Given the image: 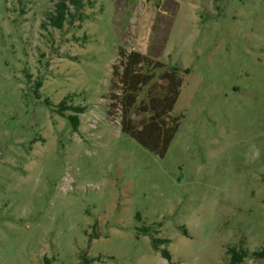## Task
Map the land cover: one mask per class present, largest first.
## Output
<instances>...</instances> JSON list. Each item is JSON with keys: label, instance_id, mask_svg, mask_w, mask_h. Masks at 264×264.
<instances>
[{"label": "rangeland", "instance_id": "374dc122", "mask_svg": "<svg viewBox=\"0 0 264 264\" xmlns=\"http://www.w3.org/2000/svg\"><path fill=\"white\" fill-rule=\"evenodd\" d=\"M60 1L0 0V264H264V0ZM120 48L182 69L164 156L108 114Z\"/></svg>", "mask_w": 264, "mask_h": 264}, {"label": "trees", "instance_id": "16d2710c", "mask_svg": "<svg viewBox=\"0 0 264 264\" xmlns=\"http://www.w3.org/2000/svg\"><path fill=\"white\" fill-rule=\"evenodd\" d=\"M77 8L81 0H70ZM68 4L61 0L57 5V13L50 15L53 25L62 27L68 15ZM165 65L159 61H153L149 56L137 50L127 52L124 48L119 50V61L113 65L108 114L113 116L115 111H121L122 131L135 139L143 147L158 156H164L179 130L183 114L174 112L181 86L183 84L182 69L172 66L165 71H160ZM189 68L183 73L188 74ZM157 80H163L166 84L155 85ZM155 82V83H154ZM158 86V87H157ZM145 88H149L142 99ZM154 88V90H153ZM49 104V101H47ZM59 112L73 110L76 114L68 116L74 130L78 129V113L83 112L82 107L67 106L63 101ZM148 114L137 121L133 115ZM150 227L145 228V233H150ZM170 242V239L155 237L152 235L153 247L160 251L164 258L171 261L172 255L167 248L161 246ZM229 262L226 264H238L250 253L247 249L230 247ZM253 256L264 257V248L251 253ZM48 261V260H46ZM92 259L84 258L77 264H90ZM49 262V261H48Z\"/></svg>", "mask_w": 264, "mask_h": 264}]
</instances>
